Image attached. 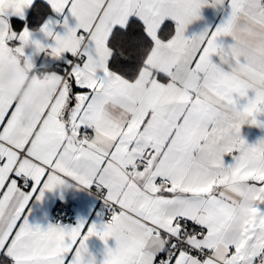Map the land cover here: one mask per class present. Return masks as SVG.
<instances>
[{
  "label": "snow or ice",
  "instance_id": "snow-or-ice-1",
  "mask_svg": "<svg viewBox=\"0 0 264 264\" xmlns=\"http://www.w3.org/2000/svg\"><path fill=\"white\" fill-rule=\"evenodd\" d=\"M207 3L0 0V77L35 69L36 9L61 82L31 109L0 90V264H95L93 236L115 239L103 264H264V139L241 136L264 128V0H212L226 18L186 37ZM70 183L100 190L102 230L31 226L33 197Z\"/></svg>",
  "mask_w": 264,
  "mask_h": 264
},
{
  "label": "crops",
  "instance_id": "crops-1",
  "mask_svg": "<svg viewBox=\"0 0 264 264\" xmlns=\"http://www.w3.org/2000/svg\"><path fill=\"white\" fill-rule=\"evenodd\" d=\"M43 3V0H41ZM228 9L225 6H212V0H208V3L200 9V19L193 21L186 27V37H193L199 35L205 29H214L219 23L226 18ZM10 22L13 24L14 21H20L16 16H9ZM57 17H50L46 23H51L55 28V31L59 34H64L62 27L56 26ZM69 23L74 26V18H69ZM29 43L24 46L25 56L32 59L35 69L28 70L25 66L24 69L19 67L15 68V71L19 74L22 80V88H27L29 81L34 78L42 80L45 77H50L53 80L59 81L58 77L54 73L60 64L59 60L52 58L48 54L49 46L54 45V40L44 33L42 30L43 25H40L36 29L30 28ZM39 43L44 47L41 51L37 49L36 44ZM14 61L8 64L5 69L3 76L0 77V90L3 91L4 81L11 72L14 70ZM54 88H43L38 91V96L45 97L48 93L54 91ZM254 92L250 91L248 99L254 98ZM239 105L242 107L247 103L246 99L239 100ZM258 121L264 122V114L257 116ZM241 136L249 145H254L257 141L264 139V128L256 125L245 124L241 128ZM226 163H231V157H225ZM38 195V193L36 194ZM69 203L76 211L77 221L74 224L65 225L63 227H75L79 223L83 222L85 226L95 224L97 230H102L103 225L106 223L103 218L102 211L98 208L97 199L89 193L86 188H83L75 183H70L66 187H57L52 191H45L43 199L37 200L35 196L30 201L28 206L27 220L33 227H40L46 230L50 225L54 226L50 222V215L52 210L59 204ZM87 253L85 254V261L94 260L95 264H103L106 256L107 249L111 248L115 250L116 242L114 238H110L105 244L98 237H90L86 241Z\"/></svg>",
  "mask_w": 264,
  "mask_h": 264
},
{
  "label": "clouds",
  "instance_id": "clouds-1",
  "mask_svg": "<svg viewBox=\"0 0 264 264\" xmlns=\"http://www.w3.org/2000/svg\"><path fill=\"white\" fill-rule=\"evenodd\" d=\"M16 67L24 69V64L19 57H17L14 61V70L4 81L3 93L16 100L26 109L33 108L34 102H39L43 99V97L37 95L39 90L43 88L58 89L61 86L60 81L53 80L50 77H45L42 80L34 78L29 81L27 88H22V80L19 74L15 71Z\"/></svg>",
  "mask_w": 264,
  "mask_h": 264
},
{
  "label": "built area",
  "instance_id": "built-area-1",
  "mask_svg": "<svg viewBox=\"0 0 264 264\" xmlns=\"http://www.w3.org/2000/svg\"><path fill=\"white\" fill-rule=\"evenodd\" d=\"M86 190L91 193L98 201V208L103 213L104 221L107 222L110 219L111 211L105 204L104 200L101 198V192L96 188H86ZM77 221V214L75 209L69 204H59L55 207L50 215V222L55 225L65 226L69 224H74Z\"/></svg>",
  "mask_w": 264,
  "mask_h": 264
},
{
  "label": "trees",
  "instance_id": "trees-1",
  "mask_svg": "<svg viewBox=\"0 0 264 264\" xmlns=\"http://www.w3.org/2000/svg\"><path fill=\"white\" fill-rule=\"evenodd\" d=\"M43 17L40 14V11L33 9L31 11L30 17H29V23L27 24L30 28L36 29L38 28L41 23H42ZM13 25L17 28L20 29L22 27V24L20 21H14Z\"/></svg>",
  "mask_w": 264,
  "mask_h": 264
}]
</instances>
